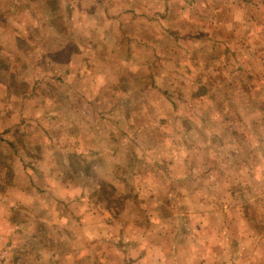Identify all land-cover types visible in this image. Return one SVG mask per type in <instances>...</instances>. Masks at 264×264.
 <instances>
[{
  "label": "rangeland",
  "instance_id": "obj_1",
  "mask_svg": "<svg viewBox=\"0 0 264 264\" xmlns=\"http://www.w3.org/2000/svg\"><path fill=\"white\" fill-rule=\"evenodd\" d=\"M0 264H264V0H0Z\"/></svg>",
  "mask_w": 264,
  "mask_h": 264
},
{
  "label": "crops",
  "instance_id": "obj_2",
  "mask_svg": "<svg viewBox=\"0 0 264 264\" xmlns=\"http://www.w3.org/2000/svg\"><path fill=\"white\" fill-rule=\"evenodd\" d=\"M2 87H4L3 85H2ZM16 200V199H15Z\"/></svg>",
  "mask_w": 264,
  "mask_h": 264
}]
</instances>
